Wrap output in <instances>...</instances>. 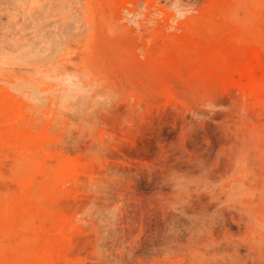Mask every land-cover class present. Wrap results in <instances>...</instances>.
I'll return each mask as SVG.
<instances>
[{"label":"rangeland","instance_id":"obj_1","mask_svg":"<svg viewBox=\"0 0 264 264\" xmlns=\"http://www.w3.org/2000/svg\"><path fill=\"white\" fill-rule=\"evenodd\" d=\"M228 1L0 0V264H264V91Z\"/></svg>","mask_w":264,"mask_h":264},{"label":"bare ground","instance_id":"obj_2","mask_svg":"<svg viewBox=\"0 0 264 264\" xmlns=\"http://www.w3.org/2000/svg\"><path fill=\"white\" fill-rule=\"evenodd\" d=\"M259 6L260 7H264V0H229L225 7H223L222 9L218 10V13L224 15V18L226 19V25H229L231 23H242V22H245L244 23V25H245L244 29L241 30L240 32H237V34H236L237 35V39L239 41L246 42L245 44H247V43H249V44H253V43L257 44L255 47L252 46L249 49L248 56H247L246 60L242 64H240V72L243 75V77L245 78L246 84L250 87L251 91L254 92V93L260 92V91H264V28L260 27V26H257V25H252V21L255 19L253 9L255 7H259ZM240 10H242L243 13H244V15L242 17L240 16ZM216 13H217V10H216L215 4L212 2L208 6H206L204 8H201L199 14L188 16L186 20L179 21L178 22V28H187V27L190 26L191 23H194V22H196L198 20L207 19V18H214V15ZM142 14H143V12H142ZM142 14H141V16H142ZM95 15H96V13H95ZM263 18H264V15H263ZM94 21H95V19H94ZM209 26H212V27H215V28H220L221 24L215 23L213 21H209ZM191 29H192V26H191ZM218 32H219V30H218ZM212 34L213 33H211V35ZM198 46H200V45H198ZM195 51H193V52H195ZM197 56H198V54H197ZM231 59H233V58H231ZM170 63H172V62H170ZM258 69H260L262 71V75L260 77H258L257 73H256ZM170 71H171V69H170ZM172 71H173V69H172ZM169 73H171V72H169ZM236 77H238V76H236ZM67 170H71V167L69 165L67 166ZM56 186L57 185H55V187ZM54 192H56V191H54ZM45 195H46V193H45ZM31 196H34V195L31 194ZM38 196H39V194H38ZM61 206H62V204H61ZM54 208H56V207H54ZM59 209H60V207H59ZM19 221H21V220H19ZM72 259H74V258H72ZM59 264H61V263H59Z\"/></svg>","mask_w":264,"mask_h":264}]
</instances>
